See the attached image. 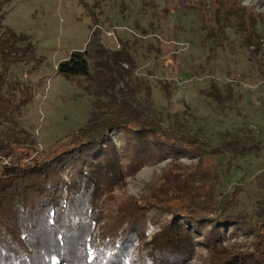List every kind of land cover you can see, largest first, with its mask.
<instances>
[{
    "label": "trees",
    "instance_id": "16d2710c",
    "mask_svg": "<svg viewBox=\"0 0 264 264\" xmlns=\"http://www.w3.org/2000/svg\"><path fill=\"white\" fill-rule=\"evenodd\" d=\"M198 11L210 41L225 47L232 28L251 54L259 55L255 20L243 27L233 14L218 16L202 5ZM3 18L0 6V92L10 65L34 50ZM173 29L171 35L178 27ZM152 40L149 53L158 55L159 39ZM121 45L109 54L101 46L94 49L101 57L93 72L86 51H72L56 65L57 75L90 82L94 98L86 123L67 134L58 150L38 151L33 142L0 133V264H190L201 252L200 264H264V173L256 178L263 194L253 214L236 209L239 185L229 196L222 192L228 178L241 172L239 161L256 156L259 145L224 133L211 147L114 95L136 66L130 46ZM168 85L170 95L173 82ZM28 101L19 96L22 105ZM10 102L0 95L5 111ZM163 162L168 183L139 197L115 194L125 189L127 178Z\"/></svg>",
    "mask_w": 264,
    "mask_h": 264
},
{
    "label": "rangeland",
    "instance_id": "374dc122",
    "mask_svg": "<svg viewBox=\"0 0 264 264\" xmlns=\"http://www.w3.org/2000/svg\"><path fill=\"white\" fill-rule=\"evenodd\" d=\"M200 5L218 16L233 14L239 26L255 20L259 55L254 57L232 28L226 31L225 47L210 41L202 28ZM0 6L3 25L27 37L25 43L34 48L30 58L10 65L0 95L11 102L6 111L0 107V133L33 142L38 151L58 150L67 134L86 123L94 98L90 82L57 75L56 65L72 51H86L93 72L101 57L94 49L101 46L113 53L125 41L136 66L131 77L118 83L114 95L125 96L165 127L197 136L211 147L224 133L249 137L259 145L256 156L239 161L241 172L228 178L222 190L229 196L239 185L236 209L253 214L263 194L256 178L264 173V0H0ZM211 24L214 21L209 20L207 26ZM174 26L178 29L171 35ZM152 37L159 39L158 55L149 53ZM1 65L0 59V70ZM25 92L29 101L22 105L19 96ZM167 166L166 162L145 166L115 194L139 197L160 182L168 183L163 178ZM174 176L180 179L182 174ZM200 255L205 253L190 264H200Z\"/></svg>",
    "mask_w": 264,
    "mask_h": 264
}]
</instances>
